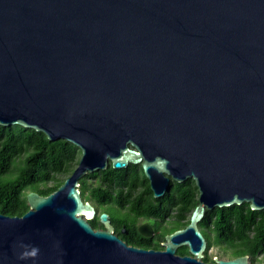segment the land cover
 Masks as SVG:
<instances>
[{"label": "water", "instance_id": "obj_1", "mask_svg": "<svg viewBox=\"0 0 264 264\" xmlns=\"http://www.w3.org/2000/svg\"><path fill=\"white\" fill-rule=\"evenodd\" d=\"M0 124L80 149L57 189L0 213V264H247L203 262L197 225L215 207L264 209V0H0ZM108 163L140 164L154 197L194 181L163 249L87 222L79 179Z\"/></svg>", "mask_w": 264, "mask_h": 264}, {"label": "trees", "instance_id": "obj_2", "mask_svg": "<svg viewBox=\"0 0 264 264\" xmlns=\"http://www.w3.org/2000/svg\"><path fill=\"white\" fill-rule=\"evenodd\" d=\"M80 156V149L65 139L49 140L47 136L30 127L19 124H0V213L13 217L20 216L28 210L26 193L35 191L40 195L53 192L63 182L76 165ZM137 169L136 165L128 169H115L109 165L106 169L99 170L96 176H116L125 178ZM143 177L144 174L140 173ZM134 174V178H138ZM145 189L149 190L146 183ZM169 196V202H183L184 210L188 213L197 204V187L191 178L178 183ZM154 199V198H153ZM181 200V201H180ZM141 211L138 214H148L153 205L150 200L140 201ZM136 208V206H135ZM212 217L216 215V232L221 231L224 224L231 225L229 229L233 235L232 246L241 253L248 252L253 244L259 241L251 236L250 230L260 226L264 229V210H252L247 202L240 205L233 204L229 207H215L207 211ZM262 217L258 224L257 218ZM227 219L226 222L223 219ZM181 225L180 218L171 229ZM220 226V227H219ZM184 251H178L181 255Z\"/></svg>", "mask_w": 264, "mask_h": 264}, {"label": "flooded vegetation", "instance_id": "obj_3", "mask_svg": "<svg viewBox=\"0 0 264 264\" xmlns=\"http://www.w3.org/2000/svg\"><path fill=\"white\" fill-rule=\"evenodd\" d=\"M109 165L111 164L108 163L107 167ZM134 165L141 168L140 164L129 163L125 169ZM96 172L82 176L77 186L82 200L88 201L95 210L94 216L87 219L93 230H108L129 246L160 250L164 248L167 234L184 227L188 223L194 207L186 217L187 212L184 210L181 200V203L169 202V196L174 193L173 190L177 187V182L170 180L169 185L171 187L161 196L154 197L148 178L140 174L143 173V170L140 172L137 169L138 173L132 171L125 178L96 176L94 175ZM134 174L141 176L134 178ZM146 183L149 190L145 189ZM146 199H151L152 204L156 206L151 208L148 214H138L137 212L142 210L140 201ZM212 210H205L203 218L197 225L206 241L201 260L205 263H213L214 258L233 259L246 256L247 264H264V229L257 226L250 230L251 236L260 240L259 246L256 245L257 242H253L248 252L241 253L232 246L233 235L229 230L231 225L224 224L221 226V231L216 232V225L214 224L217 219L216 215L210 217L207 214V211ZM103 212L107 214L108 224L102 222L99 217ZM177 217L180 218L181 225L171 229L176 223ZM226 220L223 219L225 222ZM256 220L259 224L262 217L259 216ZM178 251H184L182 256L190 255L186 245L178 246L176 252L178 253Z\"/></svg>", "mask_w": 264, "mask_h": 264}, {"label": "rangeland", "instance_id": "obj_4", "mask_svg": "<svg viewBox=\"0 0 264 264\" xmlns=\"http://www.w3.org/2000/svg\"><path fill=\"white\" fill-rule=\"evenodd\" d=\"M65 177H67V176H65ZM65 177H64V178H65ZM188 214H189V213H188Z\"/></svg>", "mask_w": 264, "mask_h": 264}]
</instances>
